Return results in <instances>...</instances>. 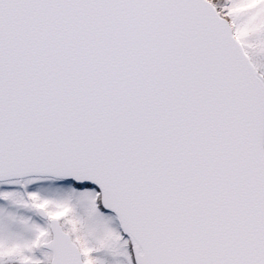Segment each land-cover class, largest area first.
I'll use <instances>...</instances> for the list:
<instances>
[{
  "label": "snow or ice",
  "instance_id": "1",
  "mask_svg": "<svg viewBox=\"0 0 264 264\" xmlns=\"http://www.w3.org/2000/svg\"><path fill=\"white\" fill-rule=\"evenodd\" d=\"M0 264H264V0H0Z\"/></svg>",
  "mask_w": 264,
  "mask_h": 264
}]
</instances>
